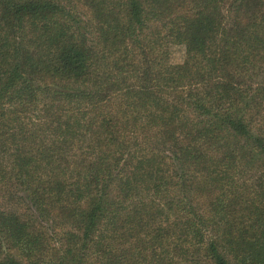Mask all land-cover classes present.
Wrapping results in <instances>:
<instances>
[{"label": "trees", "instance_id": "1", "mask_svg": "<svg viewBox=\"0 0 264 264\" xmlns=\"http://www.w3.org/2000/svg\"><path fill=\"white\" fill-rule=\"evenodd\" d=\"M0 264H264V0H0Z\"/></svg>", "mask_w": 264, "mask_h": 264}, {"label": "rangeland", "instance_id": "2", "mask_svg": "<svg viewBox=\"0 0 264 264\" xmlns=\"http://www.w3.org/2000/svg\"><path fill=\"white\" fill-rule=\"evenodd\" d=\"M185 57V49L181 45H174L172 47L171 60L174 63L182 62Z\"/></svg>", "mask_w": 264, "mask_h": 264}]
</instances>
